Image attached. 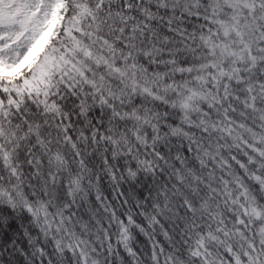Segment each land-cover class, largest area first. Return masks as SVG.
I'll return each mask as SVG.
<instances>
[{
    "label": "snow or ice",
    "instance_id": "obj_1",
    "mask_svg": "<svg viewBox=\"0 0 264 264\" xmlns=\"http://www.w3.org/2000/svg\"><path fill=\"white\" fill-rule=\"evenodd\" d=\"M0 264H264V0H0Z\"/></svg>",
    "mask_w": 264,
    "mask_h": 264
}]
</instances>
